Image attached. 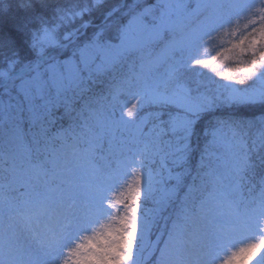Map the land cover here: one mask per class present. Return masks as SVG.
<instances>
[{
  "label": "snow or ice",
  "instance_id": "6c2138e0",
  "mask_svg": "<svg viewBox=\"0 0 264 264\" xmlns=\"http://www.w3.org/2000/svg\"><path fill=\"white\" fill-rule=\"evenodd\" d=\"M91 14L0 0V264H264V0Z\"/></svg>",
  "mask_w": 264,
  "mask_h": 264
},
{
  "label": "trees",
  "instance_id": "16d2710c",
  "mask_svg": "<svg viewBox=\"0 0 264 264\" xmlns=\"http://www.w3.org/2000/svg\"><path fill=\"white\" fill-rule=\"evenodd\" d=\"M50 3L53 5H62V6L73 8V9L90 7V8H92V14L89 16H85L84 19L91 21L95 24V23H98L102 20L104 14H105V10L107 8L114 6L115 0H103V6H101V7H94V5L96 4V0H50ZM91 31H92V29L89 28L88 34H91ZM215 43L219 44V41L217 40ZM209 48L211 50L209 54H208V52H204L201 54L203 56H207V55H210L213 51L215 52V48L213 47L212 44H211V46H209ZM235 68H236V62L235 61H229V62H226L224 65H222L219 70L232 69L233 74L236 75L237 78H239L240 74L235 71ZM159 71L163 72L164 69L161 68V69H159ZM201 71L203 72V75L201 77L189 76V82H190L191 87L196 88L197 87V81H199L200 82L199 83V90L200 91L208 90V91L212 92L213 94H215L218 84L228 83L227 81H223L219 77H216L213 73H211L207 70H201ZM257 84H258V82H257ZM101 87L102 86H97L96 90L100 91ZM235 87H243V86L235 85ZM144 111H146V110H144ZM229 114H234V115H237L240 117H244V116L250 115L251 113L246 109H232L229 107H222V108H219L218 110L215 111V115H217V116H220V115L226 116ZM118 135H119V133H118ZM198 155L199 154L197 152L196 157L193 161L194 164H195V161L198 160ZM146 204H148V203H146ZM151 239H155V230L153 231V235H152Z\"/></svg>",
  "mask_w": 264,
  "mask_h": 264
},
{
  "label": "rangeland",
  "instance_id": "374dc122",
  "mask_svg": "<svg viewBox=\"0 0 264 264\" xmlns=\"http://www.w3.org/2000/svg\"><path fill=\"white\" fill-rule=\"evenodd\" d=\"M246 21H244V20H241L240 21V26H243V24L245 23ZM227 39V38H226ZM209 46H211V43L210 44H207V45H205V47L204 48H202L201 49V53H204V52H208V54L210 53V48H209ZM214 52V51H213ZM211 53L210 55H212V54H214V53ZM206 54V53H205ZM204 54V55H205ZM202 55V54H201ZM210 55H207L206 57H208V56H210ZM146 111H144V112H148V111H152V109H150V108H146L145 109ZM120 134V133H119ZM127 133H125V135H126ZM148 204H145V207H153V205H152V203H151V201H149V202H147ZM236 246L237 247H239V246H242V238L241 237H237L236 238ZM237 264H243V260L241 259V260H238L237 261Z\"/></svg>",
  "mask_w": 264,
  "mask_h": 264
}]
</instances>
